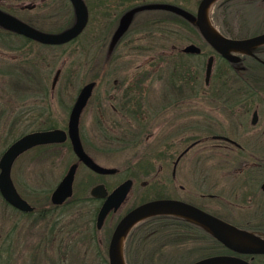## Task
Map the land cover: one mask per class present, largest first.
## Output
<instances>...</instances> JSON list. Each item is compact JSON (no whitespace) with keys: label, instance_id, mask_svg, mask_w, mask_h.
Here are the masks:
<instances>
[{"label":"flooded vegetation","instance_id":"af4514ba","mask_svg":"<svg viewBox=\"0 0 264 264\" xmlns=\"http://www.w3.org/2000/svg\"><path fill=\"white\" fill-rule=\"evenodd\" d=\"M126 9L127 7L120 13L121 16L126 12ZM158 9L162 10V12L157 10L159 13L171 16L176 14L167 9ZM186 21L195 28L202 38L204 48L199 45V52H185L182 48L177 51L206 56L204 74L200 77L201 81L193 85L194 89L188 83L179 86L175 83L174 61L177 51L161 50L157 52V57L161 56L162 60L167 58L168 62V66L163 67H167L169 74L167 93L165 90L159 96L156 93L158 97L148 103V100L142 97V83L138 84V82L132 81L123 83L121 97L110 99L108 103L110 108L104 114L106 119H111L112 107L115 112L121 115V118L128 121L140 122L147 118L155 121L156 124H154L158 127V133L155 134L157 146L150 154H139L137 159L140 161H136V165H134L139 171L137 177H123L112 185L107 181L106 176L117 173L119 168L101 163L98 157L86 148L85 145L93 144L90 136L83 131L85 126L80 127L81 115L86 103L81 109L77 124L81 148L97 165L114 167L116 170L101 172L80 160L67 134V122L64 128L54 125L45 128L61 130V138L31 145L14 158L9 172L12 186L18 196L26 200L32 209L22 210L5 200L0 193L4 208L11 209L10 217L7 218L8 225L5 227L3 221L2 226L0 225V246L8 250L10 264H69L67 261L71 264H74L75 261L79 263L82 244L79 242V234L82 222L79 220L80 212L77 206L80 203L89 206L86 211L90 214L83 222L86 225L84 230L87 229L85 237L88 236L89 245L94 250L92 256L94 259L97 258L98 264H109L108 245L119 219L134 206L155 198H173L193 204L233 226L264 238V43L252 47L253 54L229 51L227 54L234 55L232 59L225 53L214 50L201 36L193 20L187 19ZM242 21L245 20L242 19ZM148 22L153 23L152 26H156V28L161 25L164 31L172 32L171 23L165 19L149 20ZM220 25L217 26L219 31L230 37H246L264 31L231 34L224 31ZM130 28L123 31L115 45H118ZM74 39L76 37L72 40ZM110 53L113 55L114 52L110 51ZM120 54L122 55V52ZM124 54L126 55L127 52ZM209 56H212V65L207 77L205 68ZM225 78L227 79L226 83H224ZM199 93L203 95L206 102L214 103L218 111L230 109L232 117L239 120L243 128L247 127L244 134H229L223 131H214L209 135L202 133L186 144L189 140L188 125L178 123L180 117L187 119L186 113L180 116V113L177 112L181 109H177V107L187 104L186 102L190 101L191 96ZM112 100L116 105L110 102ZM88 101L89 97L86 102L88 103ZM215 116L220 118L218 114ZM247 117H250L249 123L246 120ZM217 120L216 118L215 122ZM135 124L139 125V123ZM133 130H131L133 133L132 142L135 143L136 139L140 137V132ZM177 133L182 136L179 137ZM207 138L217 141L212 146L215 148L217 160L209 161L207 155H203L205 149L201 148L200 157L204 156L205 160L194 163L192 167V163L185 160L187 154L194 146L204 144ZM226 148L229 149L227 155L224 151ZM31 150L37 151L35 158H39L41 161L50 159L51 163H61L65 153L71 154L72 160L68 159L66 163L63 162L65 168L63 176L70 168H74L71 192L63 196L59 202L53 201V193L63 176L48 193L45 187L40 186L34 189L31 187V183L26 186L28 193H32L29 197L23 196L17 189L11 176L12 165L20 155ZM30 157L32 158L33 155L31 154ZM79 167L90 172L88 179L92 181L88 194L83 193L85 186H80L78 193L74 190V177ZM144 176L146 178L139 180ZM127 180H130L128 191L122 196L117 208L110 209L100 225H97L98 211L106 195L114 188L126 183ZM98 183L103 184L107 191L106 195L94 196L91 194V187ZM136 183H138L140 191L135 196L133 193ZM20 216L21 219H17ZM165 216L170 217L169 220L172 223L170 227L163 229V233H156L155 236L152 234L154 231H150L147 234L148 237H151L150 241L143 240L134 243L132 247L129 243V235L143 219L130 228L123 245V256L127 264L129 261L127 250L133 249H137L135 255H142V259H145H141L138 261L139 263H158L171 258L177 260V264H186L206 255L224 253L239 255L252 264H264V253L238 254L218 241L200 223L180 215L165 214ZM209 244H212L211 247H215L214 251L208 252ZM196 248L200 249L195 251ZM130 258L135 259L132 256Z\"/></svg>","mask_w":264,"mask_h":264},{"label":"rangeland","instance_id":"374dc122","mask_svg":"<svg viewBox=\"0 0 264 264\" xmlns=\"http://www.w3.org/2000/svg\"><path fill=\"white\" fill-rule=\"evenodd\" d=\"M150 1L170 2L195 12L199 0H85L89 11L86 27L76 39L60 45L24 40L0 27V155L22 133L52 125L64 128L79 89L92 80L96 84L82 112L80 127L85 126L83 131L90 136L93 144L85 146L101 163L119 168L117 173L106 176L111 185L123 177L139 175L135 162L140 161L137 159L140 153L150 154L157 146L155 134L158 133V127L151 118L144 119L141 123L125 120L112 107V118L106 119L104 114L110 108L109 100L119 99L123 83L132 81L142 83V97L151 103L164 90L167 93L169 82L167 67L163 68L168 66L167 58L162 60L161 56L157 57V52L177 51L191 42L204 48L202 38L192 25L183 22L176 15L159 13L157 10L161 9L158 8L134 11L126 26V29L131 27L129 32L115 45L114 32L121 22L120 13L126 7L129 10L141 2ZM0 7L47 31L61 30L73 21V9L69 0H0ZM155 19L169 21L172 32L168 33L163 26L156 28L148 22ZM208 19L217 29L220 23L221 28H231L232 33L259 32L264 30V0H215L209 8ZM110 51L114 52L113 55ZM205 59L203 54H190L188 57L193 67L200 69V77L204 74ZM58 67L60 73L51 87L52 77ZM189 100L187 104L177 107L181 109L177 112L180 116L186 113L187 119L178 118V123L188 125L189 140L186 144L202 133L209 135L214 131H223L244 134L247 127L243 128L242 123L232 117L230 109L218 111L217 106L206 102L200 93L191 96ZM110 102L116 105L114 100ZM217 114L220 118L215 116ZM246 120L249 123L250 117ZM132 129L140 132L135 143L132 142ZM216 143L215 139L207 138L204 144L191 148L185 160L191 162L192 167L194 163L204 161L205 157H200L201 148L205 149L203 155H207L209 161L217 160L215 148L212 147ZM227 148L224 150L226 155L229 151ZM36 154V150L25 152L12 165V179L23 196L32 195L26 188L28 183L34 189L42 186L47 189V193L50 192L65 173L63 162L71 159V154L65 153L61 163H51L50 159L41 161L35 158ZM89 173L83 167L76 170L73 187L77 193L80 186H85L83 193L88 194L92 181L88 179ZM143 178L146 177H140L139 180ZM136 184L133 193L135 196L140 191L138 183ZM77 209L82 222L79 234V242L82 244L79 263L75 261L74 264H98L97 258L92 256L94 250L89 245L88 236L85 237L87 229L84 230L86 225L83 222L90 214L86 211L89 206L80 203ZM10 211V208H4L0 198L1 226L2 221L5 227L8 225ZM17 219H21V216ZM208 238L211 239L209 236ZM176 261L170 258L157 264H177ZM0 264H10L8 250L3 246H0Z\"/></svg>","mask_w":264,"mask_h":264},{"label":"water","instance_id":"95a60500","mask_svg":"<svg viewBox=\"0 0 264 264\" xmlns=\"http://www.w3.org/2000/svg\"><path fill=\"white\" fill-rule=\"evenodd\" d=\"M215 0H199L195 13L170 2L156 1L141 3L132 9L126 10L121 17L120 25L114 32L115 41L126 29L127 23L132 19L134 11L144 8H162L170 10L185 19L193 20L196 28L201 36L207 41L211 47L232 58L234 55L227 54L229 51H242L253 54L251 48L264 43V31L246 36V37H230L224 35L216 27H214L208 19L207 8ZM73 8V21L70 25L58 31H47L40 29L27 21L17 17L16 15L2 9L0 7V27L23 35L27 38L35 40L39 43L59 45L66 43L77 37L85 28L88 22L89 11L85 0H69ZM208 23L214 27L212 30L208 27ZM114 41V42H115ZM185 52H199L200 48L195 43H187L182 47ZM212 65V56L207 58L205 73L210 74ZM60 68H56L51 81V87L54 86ZM95 81H88L79 89L72 107L69 111L67 119V134L71 140V144L78 155L79 159L95 170L101 172L114 171V167H101L97 165L81 148L78 137L77 124L78 116L82 107L85 105ZM62 131L59 129H39L25 132L12 141L0 155V193L1 195L22 210H30L32 206L23 198L19 197L12 186L10 177L11 163L14 158L27 147L49 140L61 138ZM73 169L70 168L58 183L54 193L53 201L59 202L63 196L70 194L71 183L73 180ZM130 180L111 190L108 194L102 183L95 184L91 187L90 192L94 196H104L106 198L102 202L98 215L97 225H100L103 217L110 209L117 208L122 200V196L128 191ZM156 214H175L189 218L206 227L213 236L223 243L227 248L237 252L238 254H256L264 253V238L247 230L233 226L220 218H217L208 212L194 206L193 204L173 199V198H155L144 201L130 210H128L117 222L108 245L109 264H127L123 256V247L119 248V240L124 236V241L128 231L140 220ZM240 236L250 243H241L234 239V236ZM124 245V243H123ZM186 264H252L249 260L239 255L233 254H211L195 259Z\"/></svg>","mask_w":264,"mask_h":264},{"label":"trees","instance_id":"16d2710c","mask_svg":"<svg viewBox=\"0 0 264 264\" xmlns=\"http://www.w3.org/2000/svg\"><path fill=\"white\" fill-rule=\"evenodd\" d=\"M115 2V1H113ZM143 3V2H141ZM146 3V2H144ZM179 19L183 20V22L188 23L184 17L175 14ZM28 23L36 26L35 23H33L30 20H27ZM153 24V23H152ZM220 24V23H219ZM221 26V25H220ZM39 28V26H36ZM3 29V28H2ZM223 29V28H222ZM224 31L229 33L231 32V28H229L228 30L223 29ZM5 32L10 33L11 31L6 30ZM13 34H16L17 36H20L21 38H24V40H32L30 38H27L23 35L11 32ZM77 38V37H76ZM33 41V40H32ZM191 53H181V52H176L175 53V61H174V65H175V72H174V76H175V83L177 86L182 85L183 83H188L191 85V88L194 89V84L200 82V69H198L197 67H193V64L188 60V57ZM227 82V79L225 78V82ZM50 127V126H49ZM170 217L165 216V214H156V215H151L145 219H143L138 226L136 227V229H134L131 234L129 235V243H131V247L134 245V243H139L141 241H146V240H151V237H148L147 234L150 231H154L152 234L155 236L156 233H163V229H167L168 227H170L172 225L171 221L169 220ZM161 236H164V234H161ZM155 238V237H154ZM212 244H209L207 246V250L208 252L214 251L215 247H211ZM205 251V250H203ZM128 254H129V261L128 264H157V263H139L138 261H140L142 259V255H135L137 252V249H133V250H127ZM130 256H132V258L135 259H131ZM145 260V259H142Z\"/></svg>","mask_w":264,"mask_h":264},{"label":"bare ground","instance_id":"6f19581e","mask_svg":"<svg viewBox=\"0 0 264 264\" xmlns=\"http://www.w3.org/2000/svg\"><path fill=\"white\" fill-rule=\"evenodd\" d=\"M212 5V3L208 6L207 8V13L209 11V8L210 6ZM208 27L212 30H215L209 23H208ZM234 239L237 240L238 242H241V243H250L249 241H247L246 239L240 237V236H234ZM123 243H124V236L121 237V239L119 240V248L121 249L123 247Z\"/></svg>","mask_w":264,"mask_h":264}]
</instances>
